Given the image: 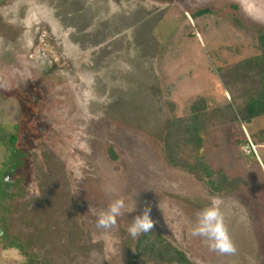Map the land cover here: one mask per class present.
Instances as JSON below:
<instances>
[{"label": "rangeland", "instance_id": "374dc122", "mask_svg": "<svg viewBox=\"0 0 264 264\" xmlns=\"http://www.w3.org/2000/svg\"><path fill=\"white\" fill-rule=\"evenodd\" d=\"M263 31L264 0H0V162L17 137L0 164V264H150L128 232L145 209L196 264H264V116L204 134L211 167L244 181L232 192L163 153L196 96L232 100L218 69L259 55ZM109 187L136 207L103 230ZM213 199L235 254L191 235Z\"/></svg>", "mask_w": 264, "mask_h": 264}, {"label": "trees", "instance_id": "16d2710c", "mask_svg": "<svg viewBox=\"0 0 264 264\" xmlns=\"http://www.w3.org/2000/svg\"><path fill=\"white\" fill-rule=\"evenodd\" d=\"M208 12L207 8L200 9L194 16ZM257 45L259 55L243 59L231 68L218 69L223 84L231 93V101L210 106L205 96L198 95L191 101L188 114L173 115L164 131L163 153L166 160L173 166L199 174L215 193L232 192L244 181L239 176L229 177L222 169L211 167L202 154L203 137L217 124H249L253 119L264 116V31L257 36ZM236 97L242 99L241 103L237 102ZM168 104L172 106L170 102ZM16 138V134L10 136L0 164L7 163L12 158ZM107 152L113 160L117 158L112 146L107 147ZM133 257L150 264H196L156 232L136 238Z\"/></svg>", "mask_w": 264, "mask_h": 264}, {"label": "clouds", "instance_id": "9594fccd", "mask_svg": "<svg viewBox=\"0 0 264 264\" xmlns=\"http://www.w3.org/2000/svg\"><path fill=\"white\" fill-rule=\"evenodd\" d=\"M106 190L114 198L111 199L106 209L97 213L96 227L103 230L112 229L116 226L121 215L133 212L136 207V204L129 206L115 187H109ZM154 224L150 209H145L142 214L133 218L128 232L131 237L136 238L142 234L153 232ZM191 235L204 238L211 250L221 254L231 255L237 252L236 245L225 225L222 201L218 199H213L208 206L199 210L191 228Z\"/></svg>", "mask_w": 264, "mask_h": 264}]
</instances>
